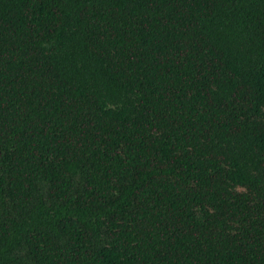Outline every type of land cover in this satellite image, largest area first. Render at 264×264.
I'll return each mask as SVG.
<instances>
[{
	"label": "trees",
	"instance_id": "1",
	"mask_svg": "<svg viewBox=\"0 0 264 264\" xmlns=\"http://www.w3.org/2000/svg\"><path fill=\"white\" fill-rule=\"evenodd\" d=\"M0 264H264V0H0Z\"/></svg>",
	"mask_w": 264,
	"mask_h": 264
}]
</instances>
